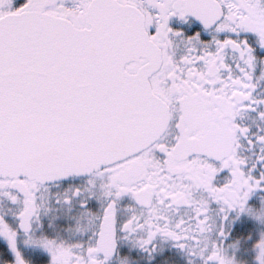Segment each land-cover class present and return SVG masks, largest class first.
I'll return each instance as SVG.
<instances>
[{"label": "snow or ice", "instance_id": "snow-or-ice-1", "mask_svg": "<svg viewBox=\"0 0 264 264\" xmlns=\"http://www.w3.org/2000/svg\"><path fill=\"white\" fill-rule=\"evenodd\" d=\"M262 193L264 0H0V264H237Z\"/></svg>", "mask_w": 264, "mask_h": 264}, {"label": "flooded vegetation", "instance_id": "flooded-vegetation-1", "mask_svg": "<svg viewBox=\"0 0 264 264\" xmlns=\"http://www.w3.org/2000/svg\"><path fill=\"white\" fill-rule=\"evenodd\" d=\"M171 22L173 26L184 27L186 34H190L199 27L198 22L195 20H193L190 25L178 24L175 19H173ZM241 119L248 120L249 117L246 113H244L241 115ZM251 199L252 197H250V200ZM254 221L256 226H254ZM260 231H264V213L241 211L236 219L232 221L231 226L228 228V236L225 238V242L228 244V253H233L232 242H236L238 247L236 248L235 253L239 248H243L249 252L247 257L248 264H255L253 260L254 252L252 245L254 244L255 240L258 239ZM160 243L163 247V257L158 258L163 260V264H189V258L182 252V250L178 249L175 245L169 244L167 240ZM145 264H147V262H145Z\"/></svg>", "mask_w": 264, "mask_h": 264}, {"label": "rangeland", "instance_id": "rangeland-1", "mask_svg": "<svg viewBox=\"0 0 264 264\" xmlns=\"http://www.w3.org/2000/svg\"><path fill=\"white\" fill-rule=\"evenodd\" d=\"M248 248H249V246H248ZM240 249H242V250H240ZM244 252H245V254H244ZM248 251H246V250H244L243 248H239L238 250H237V252L235 253V259H236V262H237V264H239V262H242V261H244V262H246V264H248Z\"/></svg>", "mask_w": 264, "mask_h": 264}]
</instances>
